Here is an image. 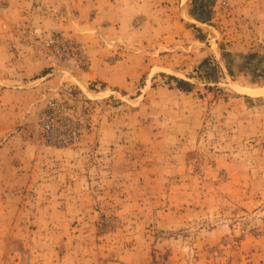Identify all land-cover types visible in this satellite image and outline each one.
Masks as SVG:
<instances>
[{
  "label": "rangeland",
  "instance_id": "obj_1",
  "mask_svg": "<svg viewBox=\"0 0 264 264\" xmlns=\"http://www.w3.org/2000/svg\"><path fill=\"white\" fill-rule=\"evenodd\" d=\"M89 1L139 7L0 0V264H264V0L139 1L122 88L73 79ZM50 98L82 138L44 139Z\"/></svg>",
  "mask_w": 264,
  "mask_h": 264
},
{
  "label": "crops",
  "instance_id": "obj_2",
  "mask_svg": "<svg viewBox=\"0 0 264 264\" xmlns=\"http://www.w3.org/2000/svg\"><path fill=\"white\" fill-rule=\"evenodd\" d=\"M139 1L142 0H128L129 4L139 5V7L134 6V8H125V4L122 6L119 1L115 3L116 5L109 7L105 5L106 3L100 2L97 6L90 5L92 1L85 4L82 2L76 4L78 11L81 13L76 24L83 33L82 38L90 43L89 54L92 60L88 72L73 77L77 84L87 86L90 82H102L122 88L127 86L130 81L143 75L144 58L141 55L130 53L127 50L128 48L116 44L119 42L127 47L132 44L144 46L145 42L148 41L144 34V32H147L145 25L138 30H131L129 27L138 18L149 21L150 17H153V12L147 17L141 14L142 8ZM93 13L94 17L90 18L92 22H87L88 15L90 16ZM109 42L116 44L113 49L108 47L107 43ZM118 48H121L120 57L123 59L116 64H109L110 58L116 55ZM47 78L46 76L44 79Z\"/></svg>",
  "mask_w": 264,
  "mask_h": 264
},
{
  "label": "built area",
  "instance_id": "obj_3",
  "mask_svg": "<svg viewBox=\"0 0 264 264\" xmlns=\"http://www.w3.org/2000/svg\"><path fill=\"white\" fill-rule=\"evenodd\" d=\"M47 47L51 49L52 55L54 53L57 60L75 52L81 53L80 48L74 42L65 40L55 33L47 42ZM40 124L42 135L48 143L60 144L68 140L77 141L82 138L80 120L71 118L67 114L65 106L55 98H50L47 101L40 115ZM63 138L66 140L61 142Z\"/></svg>",
  "mask_w": 264,
  "mask_h": 264
},
{
  "label": "bare ground",
  "instance_id": "obj_4",
  "mask_svg": "<svg viewBox=\"0 0 264 264\" xmlns=\"http://www.w3.org/2000/svg\"><path fill=\"white\" fill-rule=\"evenodd\" d=\"M254 94H258V93H264V89H260V90H257L255 92H253Z\"/></svg>",
  "mask_w": 264,
  "mask_h": 264
},
{
  "label": "trees",
  "instance_id": "obj_5",
  "mask_svg": "<svg viewBox=\"0 0 264 264\" xmlns=\"http://www.w3.org/2000/svg\"><path fill=\"white\" fill-rule=\"evenodd\" d=\"M180 86H182L181 84H183V82H179Z\"/></svg>",
  "mask_w": 264,
  "mask_h": 264
}]
</instances>
